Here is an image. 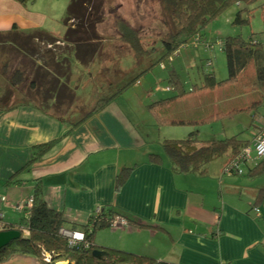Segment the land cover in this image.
I'll use <instances>...</instances> for the list:
<instances>
[{
  "label": "crops",
  "instance_id": "crops-1",
  "mask_svg": "<svg viewBox=\"0 0 264 264\" xmlns=\"http://www.w3.org/2000/svg\"><path fill=\"white\" fill-rule=\"evenodd\" d=\"M69 2L34 0L24 5L17 0H0V35L42 31L57 39L56 43L71 47L72 43L63 39ZM126 18L116 16L115 22L126 23ZM98 36L82 44L93 52L86 64L75 58L72 48L61 54H48L52 62L42 64L38 61L35 70L27 71L21 89H15L0 68V195H5L9 202L0 201L5 223H19L26 215L18 203L33 196L39 181L48 206L63 213L68 228L88 224L97 208L107 207L139 223L160 227L127 224L104 228L95 234V243L100 247L121 249L174 264H264V217L260 204L253 206L259 190L264 188L259 189L254 184L255 178L247 176L254 165H247L248 170L245 171V167L243 174L228 175L224 173L226 161L217 173L210 172L209 164L213 160L207 165L208 174L204 176L174 172L162 146V140L171 137L163 136L153 141L134 118L136 103L149 111L150 103L176 94L173 86L171 90L154 86L157 81L156 74L151 73L153 70L147 72L148 83L143 85L141 76L137 80L139 83L94 112L82 124L71 127L61 121V118L77 119L74 114L82 110H74L73 106L84 103L81 98L90 100L95 95L86 90L97 75L104 76L107 81L103 83L104 88L114 92L112 89L118 88L114 83L116 79L128 73L119 66L117 56L109 64L111 56L124 49L118 47L115 38L107 40ZM207 42L201 40V53L197 49L186 52V56L195 54L197 60L201 54H208L211 49H207ZM102 50L106 54L105 63L99 69L96 59ZM38 51L43 55L52 52V45L47 44L45 50ZM126 54L131 56L133 51ZM143 67L131 69V76L128 74L121 85L138 76ZM196 69L201 74L198 64ZM80 76L87 78L86 81L79 82ZM170 78H177L176 73L167 80ZM191 87L185 84L186 89ZM130 91L136 98L132 105L124 99V94ZM160 91H173L174 94L153 100L154 92ZM198 94L201 93L173 100L172 106L182 102L186 106L185 110L174 114L191 117L206 108L218 109L219 104L202 106L203 102L195 97ZM260 114L264 115L262 109ZM152 118L155 120L153 115ZM252 119L249 115L244 130L246 136L240 134L241 139H252ZM259 119L262 118H256L255 122ZM228 128L222 133L229 131L230 136L234 135L233 129ZM217 133L215 138L219 139L222 133ZM54 139L58 141L42 159L25 169L33 147ZM151 153L161 155L162 163L149 162ZM127 167L133 169L116 192L117 174ZM17 172V177L7 183ZM4 264H42V260L21 255Z\"/></svg>",
  "mask_w": 264,
  "mask_h": 264
},
{
  "label": "trees",
  "instance_id": "trees-1",
  "mask_svg": "<svg viewBox=\"0 0 264 264\" xmlns=\"http://www.w3.org/2000/svg\"><path fill=\"white\" fill-rule=\"evenodd\" d=\"M17 1L24 5L34 2V0ZM94 3V0H70L64 17L67 31L63 39L72 43L75 58L83 64L88 62L93 52L86 47L87 45L82 44L98 36L96 27L102 21V17L95 10L97 6L93 9ZM240 3L246 5L259 3V7L264 12V0H174L172 6L174 30L169 31L162 38L164 52L156 63L148 66L124 86L118 87L114 93L103 98L82 117L75 120L61 118V121L68 123L71 127L82 124L94 112L103 109L109 102L132 87L142 75L152 70L155 65H159L164 59L171 57L177 50L189 44L196 35L202 37L205 27L227 8ZM252 14V8H242L236 13L233 23L248 24ZM118 30L120 38L129 43L136 55L145 50L140 35L129 24L120 22ZM0 39V46H12L27 52L31 51L36 40L47 42L52 47L58 41L42 31H34L28 34L15 31L0 35ZM221 40L223 41L221 50L225 53L227 60V78L217 79L213 72H205L203 66L200 71L201 81L194 84L189 90L185 88V84L179 78H170L169 83L174 87L176 94L171 98L161 99L147 106L158 124L201 125L231 118L238 114H248L252 116L251 125L254 126L258 125L257 121L255 122L256 118L264 119V115L260 114V110L264 108V43L253 38L252 35L245 38L241 34L229 35ZM209 61H211L210 67H212V60ZM1 73L15 89H21L27 78V71L20 67L8 73L6 62L1 67ZM221 88L227 90L225 92L226 98L218 103L219 106L216 111L206 108L200 114L191 117H181L174 114V107L171 104L173 100L184 98L190 94L212 92ZM227 101L230 103L228 104ZM208 106L210 105H206V107ZM197 132V130L191 131L187 138H165L162 140L163 149L174 172L207 175V165L211 161L226 156V162H229L238 156L243 147L249 145L253 139V137L251 140L241 139V133H237L225 138L202 140L197 137ZM57 141L58 139H54L35 145L31 158L24 168L28 169L33 163L42 159ZM149 162L161 164L162 157L157 153H151ZM132 169V167L123 168L117 174L116 192L124 185ZM19 172L14 174L7 183L12 182ZM247 176L250 178L264 176V159L250 167ZM263 200L264 189H261L253 206H258ZM118 214L120 215L112 207H107L102 209L99 216L94 218L92 215L88 224L80 227L73 225L69 229L80 228L83 230L86 241L74 245L70 244L69 239L60 232L62 228H68V221L61 211L48 206L43 196L42 184L38 181L33 193V204L28 209V213L19 223H6V229L21 231V237L0 249V264L7 263L21 255L39 258L42 260V264H55L56 261L60 260H69L74 264H174L134 252L98 246L95 243V234L101 229L112 226V220ZM126 219L131 226L155 227L139 223L128 217ZM155 228L160 227L156 226ZM94 250H105L108 252V256L95 258L93 256ZM44 252L51 254L50 261L43 260Z\"/></svg>",
  "mask_w": 264,
  "mask_h": 264
},
{
  "label": "rangeland",
  "instance_id": "rangeland-1",
  "mask_svg": "<svg viewBox=\"0 0 264 264\" xmlns=\"http://www.w3.org/2000/svg\"><path fill=\"white\" fill-rule=\"evenodd\" d=\"M94 1L95 3L93 4V9H95V7L97 6L95 9L96 12L98 11L100 17L103 18L96 27L97 33L99 34L98 38L107 40L115 38L116 42L119 45L118 47L124 49V51L120 50V54H114V56H111V62H109V64H112L113 58H116L117 56L118 62L120 64L119 66L122 69H126V71L128 72L120 75V77L117 78L114 82L118 87H121V83L125 79H127L128 74L129 77L131 76V69L143 66H145L146 68L147 66L156 63V61L162 56L164 51L161 40L166 33L174 30V21L172 19V6L174 0ZM242 8L253 9V14L250 16V22L243 25L233 23L236 13ZM116 16H119V18L121 19H125V17H127L126 23L129 24L130 27H132L135 31H137L138 35H140L143 46L145 48V50L140 54L136 55V53L134 52L133 54H130L131 56H128V54H126L133 50L131 49L128 42L119 39L120 33L118 32V25L120 22H115ZM236 34H241L245 38H248L250 35H252L253 38H256L257 40L264 43V12L259 7V3H254L251 5L240 3L234 4L227 8L221 15L211 21L203 30V36L201 37V40L204 39L205 42L206 40L209 41V43L212 42L214 44V48L208 51V54L207 52H205L201 54V57L199 59L195 60L197 57L195 54L186 56V52H193L197 49H199L197 51L200 52L202 48L199 47V45L197 47L192 46L193 41L190 40L189 45L179 49L180 54L178 52V54L163 60L162 63L164 64L166 69H161V66L158 64L153 67V71H151V73L156 74L155 79L157 81L154 86L161 85V88H164L165 86L169 85L171 87L172 85L168 82L169 80H167V78L174 73H176V77L183 81L187 87L198 84L201 81L202 75L200 73L198 74L196 64H198L200 68H202L203 66L205 68H203L205 72H213L217 79L227 78L228 68L225 53L215 43L218 38L222 39L226 36ZM116 35L119 36V38H116ZM35 42L36 43L33 45L30 52H23L18 50V48L12 46H0V68L6 62L8 64V73L12 72L17 67L23 68L26 71H31V69L33 68L35 70L38 61H41L42 64H50L49 62H52L48 60L50 59L48 54L51 55L54 52H56L57 54H61L62 52H64V50L72 48V46L70 47L69 45L54 43L52 52H46L44 53V55L46 54V56H44L42 51L38 53V49L45 50V48L47 47V42ZM53 49H55V51ZM105 55L106 54L104 50L100 51L98 54V57L96 59V66L99 67V69L105 63ZM210 59L213 61L212 67H210L211 65H209ZM145 68L143 67V69ZM90 73H92V71ZM82 77L83 76L79 77V82H81L82 79L86 81L87 78ZM148 78L149 73H145L144 75H142L143 85L145 83H148ZM100 80H103V82H100ZM95 81H91L89 87L86 90H89L90 93H95V95L90 97V100L86 98V102L81 98V101H83L84 103L79 101V104L77 103L73 106L74 110H82L81 112L74 114L76 115L77 119L91 110L103 98H106L114 93L113 91H110L109 89L106 90L104 88V84L107 83V81L104 80V76L97 75ZM112 90L115 91V89ZM226 91V89L221 88L217 89L216 91L204 92L200 95L198 94L195 97L198 99V101L203 102L202 106H217L220 101H223L226 98ZM90 93L85 92L84 94L89 95ZM154 93L156 95L153 97V100L172 96L174 94L173 91H160ZM124 97H126L124 99L126 101H129L131 105L135 102L136 99L135 97H133V92L131 91L127 92V94L125 93ZM227 103L229 104L230 101H227ZM135 105L134 107L137 112L134 118L137 122H139L141 130L144 132V134L152 137L153 141H158L159 139L163 138V136H170L171 138H187L191 130L198 131V138L202 140H208L215 138L216 132H224V129H226L227 127H229L228 129H233L234 133L232 134L243 132L241 133L242 137L246 136L244 135V130L246 129V124L249 120L248 114H238L231 118L220 119L201 125H160L156 120L152 118L151 113H148L149 111H147L145 106L143 108L139 103H136ZM173 107L174 112L186 109L184 102L175 104ZM262 111L264 112V108L262 109ZM230 134L231 133L227 131V133H222V135L218 136L220 138H225L226 136H230ZM224 161H226V156L216 158L212 163L209 164V167H212L210 169V172L216 171L217 173V169L224 163ZM248 165L252 166L254 165V162H249ZM246 170H248L247 167L245 168V171ZM232 177L245 178L246 176ZM254 184L259 186V189L264 188V176L255 178ZM230 193L232 192L230 191ZM260 206L264 217V202L260 204Z\"/></svg>",
  "mask_w": 264,
  "mask_h": 264
},
{
  "label": "built area",
  "instance_id": "built-area-1",
  "mask_svg": "<svg viewBox=\"0 0 264 264\" xmlns=\"http://www.w3.org/2000/svg\"><path fill=\"white\" fill-rule=\"evenodd\" d=\"M192 41H193L192 46L197 47L201 43V36L196 35L192 39ZM215 44L221 48L223 41L221 39H218ZM206 47L207 49H212L214 48V44L212 42L210 43L207 42ZM178 52L179 50H177L173 55H175ZM210 64H211V61H209V65ZM160 66L161 68H165L163 63H160ZM137 83H139V81H137ZM164 89L171 90L172 87L165 86ZM252 132H253V139L251 143L243 147V149L241 150L238 156H236L234 159L226 163L224 167V173L228 175L243 174L244 168L245 166L249 164V162L257 163L258 161L264 159V119L258 120V125H254L252 127ZM0 201L6 204L9 203L5 195H0ZM32 204H33V196L19 202L18 207L22 209L25 214H27L28 209H30ZM101 211H102L101 208H97L93 214V217L95 218L99 216ZM256 211L259 212V209L256 208ZM127 224L128 222H127L126 217L119 215V214L115 215V217L112 220V226H120V225H127ZM1 230H6V223L4 221L3 211L0 207V231ZM60 232L69 239L70 244L74 245V244H79V243H83L86 241V235L83 230L62 228ZM50 259H51V254L49 252H44L43 260L50 261ZM68 262L69 260H60V261H56L55 264L68 263Z\"/></svg>",
  "mask_w": 264,
  "mask_h": 264
},
{
  "label": "water",
  "instance_id": "water-1",
  "mask_svg": "<svg viewBox=\"0 0 264 264\" xmlns=\"http://www.w3.org/2000/svg\"><path fill=\"white\" fill-rule=\"evenodd\" d=\"M21 237V231L17 229H6L0 231V249L7 246L11 241L16 240ZM93 256L95 258L107 257L108 252L105 250H94ZM67 264H74L68 262Z\"/></svg>",
  "mask_w": 264,
  "mask_h": 264
}]
</instances>
